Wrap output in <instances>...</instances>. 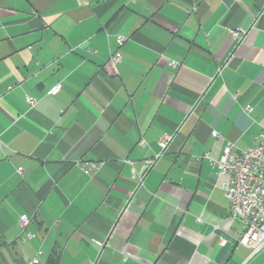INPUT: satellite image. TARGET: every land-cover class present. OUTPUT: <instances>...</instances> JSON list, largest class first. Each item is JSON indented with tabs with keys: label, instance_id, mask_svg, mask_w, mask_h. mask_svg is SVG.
I'll use <instances>...</instances> for the list:
<instances>
[{
	"label": "crops",
	"instance_id": "crops-1",
	"mask_svg": "<svg viewBox=\"0 0 264 264\" xmlns=\"http://www.w3.org/2000/svg\"><path fill=\"white\" fill-rule=\"evenodd\" d=\"M263 130L264 0H0V264H246L212 160Z\"/></svg>",
	"mask_w": 264,
	"mask_h": 264
},
{
	"label": "built area",
	"instance_id": "built-area-1",
	"mask_svg": "<svg viewBox=\"0 0 264 264\" xmlns=\"http://www.w3.org/2000/svg\"><path fill=\"white\" fill-rule=\"evenodd\" d=\"M249 30L231 31L235 41L242 43L248 35ZM128 41L127 37L118 36L119 49ZM116 65L121 62V53H116L111 57ZM177 63H173L176 66ZM221 72V67L219 68ZM61 90V85L53 87L50 95H57ZM31 106L36 104V100L27 97ZM251 111L250 107L246 108ZM215 138H220L217 132H213ZM258 144L252 148L240 150L236 149L233 143H228L220 159L212 160V167L216 169L218 177H228V182L224 185L225 196L230 206V218L240 220L243 223V230L240 231L238 243L252 250V256L260 253L264 249V130L257 136ZM172 138L165 136L160 140V147L163 152L168 149ZM209 158V155H204ZM152 164V161H149ZM100 164V163H99ZM99 164H88L86 168L94 173ZM131 164V163H130ZM21 172V170L19 169ZM30 217L24 215L20 219V227L23 229L21 240L26 242L34 239L35 235L28 231ZM226 241H222L224 245ZM43 254L38 252L32 264H38L39 257Z\"/></svg>",
	"mask_w": 264,
	"mask_h": 264
},
{
	"label": "rangeland",
	"instance_id": "rangeland-1",
	"mask_svg": "<svg viewBox=\"0 0 264 264\" xmlns=\"http://www.w3.org/2000/svg\"><path fill=\"white\" fill-rule=\"evenodd\" d=\"M246 264H264V249L260 253L253 255Z\"/></svg>",
	"mask_w": 264,
	"mask_h": 264
}]
</instances>
